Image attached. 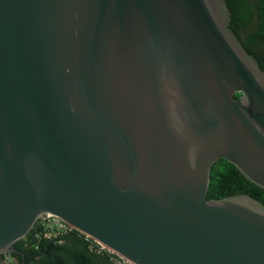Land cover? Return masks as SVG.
<instances>
[{"label":"water","instance_id":"obj_1","mask_svg":"<svg viewBox=\"0 0 264 264\" xmlns=\"http://www.w3.org/2000/svg\"><path fill=\"white\" fill-rule=\"evenodd\" d=\"M226 0H0V258L43 214L132 264H264V70ZM236 93H240L239 98Z\"/></svg>","mask_w":264,"mask_h":264},{"label":"trees","instance_id":"obj_2","mask_svg":"<svg viewBox=\"0 0 264 264\" xmlns=\"http://www.w3.org/2000/svg\"><path fill=\"white\" fill-rule=\"evenodd\" d=\"M231 12L229 28L264 70V0H226ZM240 93H236L239 98ZM246 193L264 205V188L246 179L226 159L211 167L207 198ZM38 222L23 238L14 242L16 264H115L114 253H98L96 242L71 228L61 237L36 236ZM61 240V241H59Z\"/></svg>","mask_w":264,"mask_h":264},{"label":"built area","instance_id":"obj_3","mask_svg":"<svg viewBox=\"0 0 264 264\" xmlns=\"http://www.w3.org/2000/svg\"><path fill=\"white\" fill-rule=\"evenodd\" d=\"M39 229L35 233L36 236H46V237H61L62 235L66 234L71 227L67 225L61 219L52 216L50 214H43L38 220ZM61 241V240H59ZM96 242V241H95ZM97 246L95 247V251L98 253L107 251L109 253H113L102 244L96 242ZM115 254V253H114ZM116 257H112L115 264H132L127 259L115 254ZM0 264H16V259L11 254H6L0 258Z\"/></svg>","mask_w":264,"mask_h":264}]
</instances>
